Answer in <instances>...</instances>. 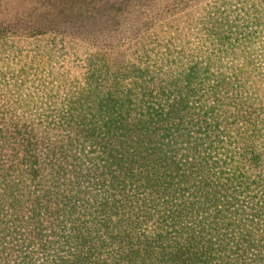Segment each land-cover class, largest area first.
<instances>
[{"label": "trees", "instance_id": "obj_1", "mask_svg": "<svg viewBox=\"0 0 264 264\" xmlns=\"http://www.w3.org/2000/svg\"><path fill=\"white\" fill-rule=\"evenodd\" d=\"M142 1L35 19L0 95V264H264V0Z\"/></svg>", "mask_w": 264, "mask_h": 264}, {"label": "rangeland", "instance_id": "obj_2", "mask_svg": "<svg viewBox=\"0 0 264 264\" xmlns=\"http://www.w3.org/2000/svg\"><path fill=\"white\" fill-rule=\"evenodd\" d=\"M96 1L97 0H0V32H3L6 39L0 42V95L5 94L4 83L13 80L16 70L21 65L22 51L32 49L31 38L33 34V24L38 15L47 17H64L77 18L83 16H90L96 19ZM117 2L125 0H98ZM134 1L135 0H129ZM150 0H145V2ZM158 0H154V2ZM179 1H184L188 5L195 3L194 0H169L168 2L173 6ZM141 2H143L141 0ZM207 0H200L197 4L204 6ZM61 8L58 13L52 12V9ZM179 6H175V9ZM196 15L199 14L200 8L192 7ZM185 12V11H184ZM181 14H176L175 17ZM187 17V16H183ZM132 15V19H135ZM96 23V22H95ZM184 27V32L192 33L193 27L188 29V22L181 24ZM96 30V26L93 27ZM23 42H25L23 44ZM23 53V54H24Z\"/></svg>", "mask_w": 264, "mask_h": 264}]
</instances>
